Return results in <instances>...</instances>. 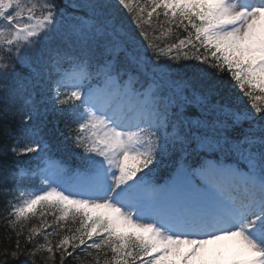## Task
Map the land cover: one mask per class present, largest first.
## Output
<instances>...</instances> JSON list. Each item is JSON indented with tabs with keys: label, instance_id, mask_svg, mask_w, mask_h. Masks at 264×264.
Listing matches in <instances>:
<instances>
[{
	"label": "snow or ice",
	"instance_id": "1",
	"mask_svg": "<svg viewBox=\"0 0 264 264\" xmlns=\"http://www.w3.org/2000/svg\"><path fill=\"white\" fill-rule=\"evenodd\" d=\"M0 202V264H264V0H0Z\"/></svg>",
	"mask_w": 264,
	"mask_h": 264
},
{
	"label": "trees",
	"instance_id": "2",
	"mask_svg": "<svg viewBox=\"0 0 264 264\" xmlns=\"http://www.w3.org/2000/svg\"><path fill=\"white\" fill-rule=\"evenodd\" d=\"M157 11H160L159 9ZM155 16V14H154ZM161 19H163V17L161 16ZM55 154L57 155H61V154H64V156H67L69 158H72L68 153L66 152H63V151H57ZM26 186H29L31 187L32 186V183L31 182H26ZM3 208V204L2 202H0V210H2ZM4 236H5V227H4V222L2 219H0V249H3L4 247H8L9 245L7 244V242L5 241L4 239ZM21 260L23 261L24 258L22 257ZM17 264H19V262H17ZM66 264H68V262L66 261Z\"/></svg>",
	"mask_w": 264,
	"mask_h": 264
},
{
	"label": "rangeland",
	"instance_id": "3",
	"mask_svg": "<svg viewBox=\"0 0 264 264\" xmlns=\"http://www.w3.org/2000/svg\"><path fill=\"white\" fill-rule=\"evenodd\" d=\"M216 247H218V246H210V248H216ZM222 251L224 252V262L226 263V264H229L230 263V257H231V249H228V248H226V247H224V248H222Z\"/></svg>",
	"mask_w": 264,
	"mask_h": 264
},
{
	"label": "bare ground",
	"instance_id": "4",
	"mask_svg": "<svg viewBox=\"0 0 264 264\" xmlns=\"http://www.w3.org/2000/svg\"><path fill=\"white\" fill-rule=\"evenodd\" d=\"M219 247V246H218ZM227 248V247H226ZM229 249V248H228Z\"/></svg>",
	"mask_w": 264,
	"mask_h": 264
}]
</instances>
